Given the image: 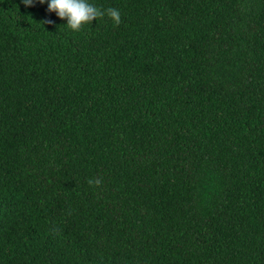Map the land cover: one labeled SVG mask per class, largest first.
<instances>
[{"label":"trees","instance_id":"16d2710c","mask_svg":"<svg viewBox=\"0 0 264 264\" xmlns=\"http://www.w3.org/2000/svg\"><path fill=\"white\" fill-rule=\"evenodd\" d=\"M91 2L0 0V264H264V0Z\"/></svg>","mask_w":264,"mask_h":264},{"label":"clouds","instance_id":"9594fccd","mask_svg":"<svg viewBox=\"0 0 264 264\" xmlns=\"http://www.w3.org/2000/svg\"><path fill=\"white\" fill-rule=\"evenodd\" d=\"M23 2L30 5L33 0H23ZM45 2L47 10L54 12L60 18H66L65 24L73 31H79L83 24L104 15L109 16L116 24H119L121 20L118 8H100L91 0H41V3ZM89 183H93V181L90 180ZM95 183H99V180H96Z\"/></svg>","mask_w":264,"mask_h":264}]
</instances>
